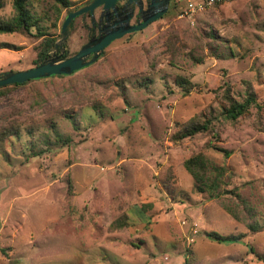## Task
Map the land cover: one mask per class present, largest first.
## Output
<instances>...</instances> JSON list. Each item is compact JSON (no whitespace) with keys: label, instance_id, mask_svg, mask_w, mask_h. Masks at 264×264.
<instances>
[{"label":"rangeland","instance_id":"374dc122","mask_svg":"<svg viewBox=\"0 0 264 264\" xmlns=\"http://www.w3.org/2000/svg\"><path fill=\"white\" fill-rule=\"evenodd\" d=\"M25 1L38 27L0 34V73L33 68L43 39L55 44L89 0ZM175 1L90 66L0 90V264H264V0L191 18ZM0 4L9 21L13 0ZM90 26L73 21L68 57ZM227 93L256 104L228 121ZM192 120L211 131L173 142ZM198 154L208 185L226 168L214 192L184 168Z\"/></svg>","mask_w":264,"mask_h":264},{"label":"water","instance_id":"95a60500","mask_svg":"<svg viewBox=\"0 0 264 264\" xmlns=\"http://www.w3.org/2000/svg\"><path fill=\"white\" fill-rule=\"evenodd\" d=\"M122 0H89L78 6L65 17L57 42L54 44L49 56L41 64L33 68L22 71H7L0 73V88L22 85L30 81L50 78L54 76L71 75L82 70L95 61L99 55L115 40L121 39L125 35L135 34L145 29L151 23L159 20L167 12L171 0H148L146 10L143 9L142 0H126L122 7H117V3ZM137 8L140 23L129 25L133 17V9ZM101 8L99 26L103 19L106 25L99 31V38H91L80 51L67 59H62L65 52L64 46L71 32L73 21L83 15L89 14L91 27L94 28L96 20L95 10ZM114 17L113 24L110 19Z\"/></svg>","mask_w":264,"mask_h":264},{"label":"trees","instance_id":"16d2710c","mask_svg":"<svg viewBox=\"0 0 264 264\" xmlns=\"http://www.w3.org/2000/svg\"><path fill=\"white\" fill-rule=\"evenodd\" d=\"M58 4H60L64 8H68L71 5L67 0H55ZM176 5L175 0H171V7ZM1 8V4H0ZM13 9L14 16L9 21L0 20V34H12L15 32H26L29 33L31 28L38 27V19L31 15L26 7L25 0H13ZM71 11H69L70 13ZM39 34V33H38ZM43 36V35H42ZM55 40L44 38L42 41V49L37 54V59L35 61L34 67L42 63V61L48 56L47 52L50 48L53 47ZM26 84V83H25ZM22 85H12L8 87L1 88L0 90H5L9 88H15ZM180 87L183 88L184 92L187 93L189 90L185 87V82H180ZM227 106L222 107V115L228 121H236L239 117L244 116L248 113L249 107L253 104H256V101L251 97H247L244 102L239 103L233 101L228 93L226 95ZM70 118V117H69ZM211 121L205 120L202 123L195 122L192 120L189 124L182 126L179 131L172 137V141L177 143L184 138L195 136L199 133H206L211 131ZM216 151L222 153L224 157H229L230 153L225 149L215 148ZM185 170L197 181L203 185L202 187H198V192L203 193L205 190L210 192H214L217 190V180L219 177H222L226 172L225 167H221L220 169H215L216 178L210 182L208 185L204 181H202V173L207 170L205 159L201 154L195 155L184 162ZM214 198V195H213ZM234 216V215H233ZM236 219V217H234ZM251 230H254V227H250ZM210 240H213L217 243L228 242L235 243L242 239V236L237 237H223L216 233H208L206 235ZM187 263V260L185 261Z\"/></svg>","mask_w":264,"mask_h":264},{"label":"flooded vegetation","instance_id":"af4514ba","mask_svg":"<svg viewBox=\"0 0 264 264\" xmlns=\"http://www.w3.org/2000/svg\"><path fill=\"white\" fill-rule=\"evenodd\" d=\"M125 1H126V0H122V1L118 2V3H117V7H119V8L122 7V5L124 4ZM142 2H143V9L146 10L147 5H148V0H142ZM97 10L99 11V13H98V16H97V19H96L95 12H96ZM97 10H95V12H94V18H95V20H96V25H95L94 28H92L91 26L88 28L89 31H90V34H89V36H88L87 43L91 40V38L98 39V38H99V31L102 30L103 27L106 25V20H105V18H104L102 24H100V26H99V17H100V13H101V8H99V9H97ZM133 11H134V12H133L134 14H133V17H132L131 20H130L129 25H136V24H138V23L141 22V20H140V18H139V14H138V10H137V8L134 7ZM86 17H89L90 25H91V19H90L89 14H86ZM132 20H134L133 23H131ZM113 22H114V17H113L112 19H110V23H109V24H113ZM125 36H126V35H125ZM87 43H86V44H87ZM86 44H84V45H86ZM84 45H83V46H84ZM83 46H82V47H83ZM82 47H81V48H82ZM64 50H65V48H64ZM78 52H79V51H78ZM78 52H77V53H78ZM67 53H68V52L65 50L62 59H67V58L72 57V56L68 57V56H67ZM77 53H75L74 55H76ZM74 55H73V56H74ZM47 57H48V56H47Z\"/></svg>","mask_w":264,"mask_h":264},{"label":"built area","instance_id":"2783aa9c","mask_svg":"<svg viewBox=\"0 0 264 264\" xmlns=\"http://www.w3.org/2000/svg\"><path fill=\"white\" fill-rule=\"evenodd\" d=\"M186 1V8L184 10V15L191 18L196 14L204 12L206 9L220 3H226L234 0H199V1Z\"/></svg>","mask_w":264,"mask_h":264},{"label":"crops","instance_id":"0c3cea01","mask_svg":"<svg viewBox=\"0 0 264 264\" xmlns=\"http://www.w3.org/2000/svg\"><path fill=\"white\" fill-rule=\"evenodd\" d=\"M199 1V0H198Z\"/></svg>","mask_w":264,"mask_h":264}]
</instances>
